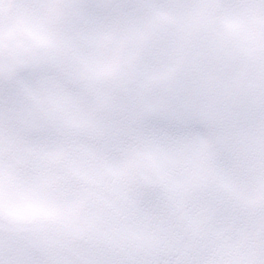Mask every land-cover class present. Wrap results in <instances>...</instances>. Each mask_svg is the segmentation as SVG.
<instances>
[{
	"label": "clouds",
	"instance_id": "clouds-1",
	"mask_svg": "<svg viewBox=\"0 0 264 264\" xmlns=\"http://www.w3.org/2000/svg\"><path fill=\"white\" fill-rule=\"evenodd\" d=\"M0 264H264V0H0Z\"/></svg>",
	"mask_w": 264,
	"mask_h": 264
}]
</instances>
